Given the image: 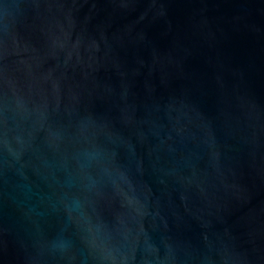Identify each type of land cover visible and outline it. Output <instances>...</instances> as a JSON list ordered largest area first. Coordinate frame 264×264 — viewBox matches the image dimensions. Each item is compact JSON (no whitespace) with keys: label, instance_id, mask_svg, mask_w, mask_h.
<instances>
[{"label":"water","instance_id":"water-1","mask_svg":"<svg viewBox=\"0 0 264 264\" xmlns=\"http://www.w3.org/2000/svg\"><path fill=\"white\" fill-rule=\"evenodd\" d=\"M0 264H264V0H0Z\"/></svg>","mask_w":264,"mask_h":264}]
</instances>
